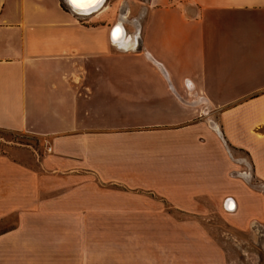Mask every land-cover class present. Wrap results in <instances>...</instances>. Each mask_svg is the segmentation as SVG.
Listing matches in <instances>:
<instances>
[{
	"label": "crops",
	"instance_id": "crops-1",
	"mask_svg": "<svg viewBox=\"0 0 264 264\" xmlns=\"http://www.w3.org/2000/svg\"><path fill=\"white\" fill-rule=\"evenodd\" d=\"M144 5L127 44L0 0V130L43 144L0 152V264H218L205 218L264 225V0Z\"/></svg>",
	"mask_w": 264,
	"mask_h": 264
},
{
	"label": "rangeland",
	"instance_id": "rangeland-1",
	"mask_svg": "<svg viewBox=\"0 0 264 264\" xmlns=\"http://www.w3.org/2000/svg\"><path fill=\"white\" fill-rule=\"evenodd\" d=\"M146 1L105 0L99 17L104 20H114L116 25L122 22L126 28H131L128 25L129 22L144 16ZM78 15L77 18L81 22L93 24L96 20L92 22L90 18L98 14ZM25 147L28 149L32 147L39 153L43 151V144L37 137L0 130L1 153L7 152L9 156L17 160L18 149ZM19 154L24 161L30 160L28 152L22 151ZM14 220V215L9 218L8 228L14 224ZM203 224L208 232L205 237H209L215 243L218 264H264V225L251 228L246 232L235 231L217 213L205 218ZM186 238L185 234L184 240Z\"/></svg>",
	"mask_w": 264,
	"mask_h": 264
},
{
	"label": "bare ground",
	"instance_id": "bare-ground-1",
	"mask_svg": "<svg viewBox=\"0 0 264 264\" xmlns=\"http://www.w3.org/2000/svg\"><path fill=\"white\" fill-rule=\"evenodd\" d=\"M69 6L73 9V11L79 15H93V14H98L100 15V11L102 10V6L105 2V0H101L100 3L95 4L94 6H90L87 2V0H82L80 6H76L75 4H73L71 2V0H65ZM112 39L116 42L118 41H122L125 42L127 44L130 43L129 37L126 35L125 36V32H124V27H123V23L120 22L119 24H117L113 31H112Z\"/></svg>",
	"mask_w": 264,
	"mask_h": 264
},
{
	"label": "snow or ice",
	"instance_id": "snow-or-ice-1",
	"mask_svg": "<svg viewBox=\"0 0 264 264\" xmlns=\"http://www.w3.org/2000/svg\"><path fill=\"white\" fill-rule=\"evenodd\" d=\"M71 2L79 7L82 0H71ZM87 2L90 6H94L95 4L100 3L101 0H87Z\"/></svg>",
	"mask_w": 264,
	"mask_h": 264
},
{
	"label": "water",
	"instance_id": "water-1",
	"mask_svg": "<svg viewBox=\"0 0 264 264\" xmlns=\"http://www.w3.org/2000/svg\"><path fill=\"white\" fill-rule=\"evenodd\" d=\"M64 2H65V0H64Z\"/></svg>",
	"mask_w": 264,
	"mask_h": 264
},
{
	"label": "built area",
	"instance_id": "built-area-1",
	"mask_svg": "<svg viewBox=\"0 0 264 264\" xmlns=\"http://www.w3.org/2000/svg\"><path fill=\"white\" fill-rule=\"evenodd\" d=\"M64 1V0H63Z\"/></svg>",
	"mask_w": 264,
	"mask_h": 264
}]
</instances>
